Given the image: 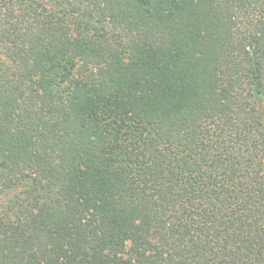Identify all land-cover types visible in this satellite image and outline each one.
<instances>
[{"label":"trees","instance_id":"16d2710c","mask_svg":"<svg viewBox=\"0 0 264 264\" xmlns=\"http://www.w3.org/2000/svg\"><path fill=\"white\" fill-rule=\"evenodd\" d=\"M0 264H264V0H0Z\"/></svg>","mask_w":264,"mask_h":264}]
</instances>
